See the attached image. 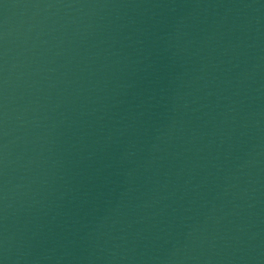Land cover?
Masks as SVG:
<instances>
[{
	"label": "water",
	"instance_id": "1",
	"mask_svg": "<svg viewBox=\"0 0 264 264\" xmlns=\"http://www.w3.org/2000/svg\"><path fill=\"white\" fill-rule=\"evenodd\" d=\"M0 264H264V0H0Z\"/></svg>",
	"mask_w": 264,
	"mask_h": 264
}]
</instances>
